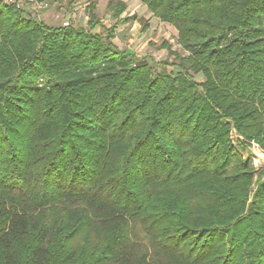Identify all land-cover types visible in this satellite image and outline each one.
Returning a JSON list of instances; mask_svg holds the SVG:
<instances>
[{
	"label": "trees",
	"instance_id": "obj_1",
	"mask_svg": "<svg viewBox=\"0 0 264 264\" xmlns=\"http://www.w3.org/2000/svg\"><path fill=\"white\" fill-rule=\"evenodd\" d=\"M141 3L175 75L0 0V264H264V0Z\"/></svg>",
	"mask_w": 264,
	"mask_h": 264
},
{
	"label": "rangeland",
	"instance_id": "obj_2",
	"mask_svg": "<svg viewBox=\"0 0 264 264\" xmlns=\"http://www.w3.org/2000/svg\"><path fill=\"white\" fill-rule=\"evenodd\" d=\"M108 1L114 4L116 1L120 0H66V2L60 0H46L45 4L48 6L47 10H79L80 15L71 19L68 23L71 27L84 28L86 30H89V26L86 22L89 16L88 4H92L94 5L93 14L98 22L93 33L102 35L101 27L103 26L104 28H113V34H115L114 30H118L119 27L115 24L116 21L111 17V12L106 9ZM123 1L125 2V12L123 15L126 17L135 15L139 26L133 21L127 25V30L124 34L127 33L129 40L125 37L126 39L122 41L123 45L121 49L128 51L135 62L144 61L148 63L155 73L164 69V66L161 64L164 61L167 62V66H165L167 72H170L172 75L180 72L177 67L180 64V60L178 58L168 57L165 50H160V47L166 44L179 58H186L187 54L176 44L177 37L175 30L168 25L158 22L155 18H152L146 7L142 5L141 0ZM69 2H72L70 9L67 8ZM25 17L33 18L32 15ZM100 20H102V22H100ZM120 36L123 37L122 34H120ZM113 38H117V36L113 35ZM114 42L116 43L119 41L117 39L114 40ZM183 66L188 67V65L184 63ZM188 73L191 75L190 72ZM192 77L195 82L200 83L203 81L200 75ZM231 138L234 141V148L244 159H249L251 161L253 168L257 172L264 170V152L256 144L245 143V146L241 148L237 141L243 142V139L239 138L233 132ZM158 261L159 263L165 264L164 257H159Z\"/></svg>",
	"mask_w": 264,
	"mask_h": 264
},
{
	"label": "crops",
	"instance_id": "obj_3",
	"mask_svg": "<svg viewBox=\"0 0 264 264\" xmlns=\"http://www.w3.org/2000/svg\"><path fill=\"white\" fill-rule=\"evenodd\" d=\"M42 1L45 3L46 0H42ZM60 1L66 2V0H60ZM120 2L125 3L123 0H120ZM69 3H71V2H69ZM106 9H107V5H106ZM109 11L111 12V17H112L113 11H111V10H109ZM124 12H125V10H124ZM123 13L120 15L119 19H125V18L130 17V16L126 17L125 15H123ZM29 15H32V17L34 18L35 21H37L38 23H40V24H42L48 28H57V27H61L62 22H64V21L69 22L71 19H74V18H76V16H79L80 11L76 10V9L69 10V11H67V10H39V11H33V12L30 11L27 16H29ZM108 17H110V16H108ZM119 19H114L116 21L115 24L118 25L119 29L114 30V32H115L114 36H117V38H113V42H114V40L118 39L119 42H116V43L114 42V44L118 49L122 50L121 49V47L123 45L122 41L126 38L129 40V38H128L129 36H127V33L124 34V32H126L127 25H129L130 22L125 23V24H117V20H119ZM86 22H88V21H86ZM100 22H102V20H100ZM133 22H135L136 25L139 26L136 18ZM139 22H141V21H139ZM142 28H144V27H142ZM120 34H122L123 37H121Z\"/></svg>",
	"mask_w": 264,
	"mask_h": 264
},
{
	"label": "built area",
	"instance_id": "obj_4",
	"mask_svg": "<svg viewBox=\"0 0 264 264\" xmlns=\"http://www.w3.org/2000/svg\"><path fill=\"white\" fill-rule=\"evenodd\" d=\"M3 4L8 7H12L20 12H22L25 16L29 14V12L39 11V10H47L48 6L42 0H2ZM69 23L66 21L62 22L61 27H68Z\"/></svg>",
	"mask_w": 264,
	"mask_h": 264
}]
</instances>
